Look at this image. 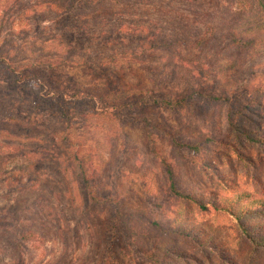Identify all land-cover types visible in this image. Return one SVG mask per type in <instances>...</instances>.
<instances>
[{
  "label": "rangeland",
  "instance_id": "1",
  "mask_svg": "<svg viewBox=\"0 0 264 264\" xmlns=\"http://www.w3.org/2000/svg\"><path fill=\"white\" fill-rule=\"evenodd\" d=\"M89 1L90 6L74 11L81 12L78 16L55 12L64 8L66 0H0L4 6L0 45L9 50L15 65L30 64L44 79L62 86L61 91L90 83L85 65L49 68L37 61L74 54L86 57L95 49L119 57L116 64L127 85L141 84L164 95L194 85L202 94L223 93L228 99L196 97L178 112L144 113L151 124L147 137L137 123L138 114H123L113 121L74 112L63 122L28 101L0 72V243L10 242L0 252V264H117L116 257L124 264H147L148 244L167 236L177 218L175 201L168 199L164 161L183 190L216 189L214 177L220 172L244 189L264 194V145L240 140L238 153L255 162L249 165L231 150L211 143L209 150L220 148L227 156L217 160L203 151L211 165L201 172L193 164L197 154L173 145L166 135L199 145L205 142L198 134L229 138L227 122L245 111L251 93L260 92L264 100V16L255 2ZM41 7L46 11L37 10ZM44 19L54 23L42 28ZM229 30L258 43L252 51L240 53L227 46ZM149 42L159 47L143 55L138 45ZM234 84L237 87L230 92ZM253 128L264 137V121ZM73 152L84 156L83 167L93 176L90 184L99 205H90L78 184ZM41 197L54 205L51 222L36 220L26 209H34L33 203ZM179 222L218 238L235 264H263V255L247 262L250 246L238 238L225 216L189 204ZM28 223L38 226L41 235L21 238ZM174 236L173 246L192 253L188 262L174 263L222 264L213 254L203 255L188 238Z\"/></svg>",
  "mask_w": 264,
  "mask_h": 264
},
{
  "label": "trees",
  "instance_id": "2",
  "mask_svg": "<svg viewBox=\"0 0 264 264\" xmlns=\"http://www.w3.org/2000/svg\"><path fill=\"white\" fill-rule=\"evenodd\" d=\"M252 1L255 2L259 12L264 16V0ZM90 2L92 1L66 0L64 8L55 12L67 15L71 12L73 13L76 9L79 10L80 8L90 6ZM80 13L74 12V15L81 16L82 14ZM227 36V46L234 47L240 53L252 51V48L258 43V40L254 37H249L236 30H229ZM158 47L159 45L155 42L138 45L139 52L144 53L143 55H147L158 49ZM92 51L89 50L87 53L90 54L86 57L85 54H81L80 56L74 54L72 56L66 55L55 61L43 60L36 63L38 65H46L49 68L59 64L85 65L86 74L90 77L91 81L87 84H81L75 89L68 87L66 90L61 91L62 86L44 79L36 70L31 69L30 64L15 65L12 56L9 54V50L1 45L0 72L5 75L12 85L28 96V101L33 102L36 107L47 110L54 116L62 119L63 122L70 120L71 114L74 112L84 113L89 116H101L113 121L120 120V116L123 114L131 115L130 117L134 116L133 114H138L140 119L137 123L145 129L147 137L150 135L149 128H151V124L143 116L144 113H151L157 109L178 112L188 105L191 99L196 97L207 96L211 100L220 102L228 99L222 95L223 93L213 95L202 94L194 85L187 86L184 90H175L177 92L170 93L169 95L161 94L158 90L146 88L141 84L127 85L122 81L119 70L120 65L116 64L119 57L117 58L115 53H109L108 56H104L102 52H95V49ZM105 57L108 59H105ZM259 93H251L250 99L244 105L245 111H239L229 119L227 122L230 130L229 138H223L220 135L214 137L211 134H198L199 140L205 142V144L199 145L197 141L186 142L175 140L169 132L166 135L173 145L197 154V160L193 164L201 172L204 171L205 166L211 165L203 151L213 153L217 160L220 159V156H227V153L223 149L211 148L209 150L208 145L211 143L231 150L239 160L253 165L255 162L252 158H246L238 153L237 145H240L241 139L264 145V137L257 134L253 128L254 126L259 127L261 122L264 121V100L258 95ZM66 96L69 98L66 99ZM94 98L100 100L99 106H94ZM242 121H248L252 123V126H246L242 124ZM67 143L69 144L70 142ZM70 155L74 162L78 184L87 196V202L93 206L99 205L100 200L96 199L90 184L93 176L86 174L83 167L84 156L78 157L75 152L70 153ZM163 164L167 178L166 189L168 199L175 201L174 210L177 218L173 219L170 223L167 236L163 239L150 241L148 244L150 252L146 253L147 264H177L174 263L175 260L188 262L192 253L187 249L173 246L171 239L176 237L174 235L188 238L191 244L203 255L213 254L222 261V264H235L232 258L227 255L226 249L218 238L205 233L201 227L179 222L180 217L185 213L186 205L189 204L195 205L198 209L214 211L225 216L237 233L238 238L250 246L247 258L248 263L252 261L254 255H263L264 257L263 193L244 189L236 182L227 180L220 172H217L214 177L215 184L217 185L216 189H211L210 191H203L198 188L183 190L177 186L171 165L166 161ZM33 208L27 207L26 209L33 211V217L36 220L51 222L52 216L55 215L54 205L49 203L48 198L41 197L33 203ZM37 227L33 223H28L27 227L23 228L20 237L41 235L40 229H37ZM0 245L4 246H0V252H3V249L9 247L10 242L4 240ZM114 259L117 264H124L121 258L116 257ZM128 264L135 263L129 261Z\"/></svg>",
  "mask_w": 264,
  "mask_h": 264
},
{
  "label": "clouds",
  "instance_id": "3",
  "mask_svg": "<svg viewBox=\"0 0 264 264\" xmlns=\"http://www.w3.org/2000/svg\"><path fill=\"white\" fill-rule=\"evenodd\" d=\"M224 3H227V0H224ZM233 9L235 10V7H233ZM3 10H4V6H3L2 4H0V15L3 14ZM37 10L43 12V11H46V8L41 7V8H39V9H37ZM29 14H31V12H29ZM53 23H54V20H52V19H44V20L42 21V23H41V27H42V28H48V27H49L50 25H52ZM17 30H18V29H17ZM205 67L207 68V65H205ZM197 75H198V73H197ZM221 79H222V77H221ZM257 83H259V78H258L257 80H255V81L252 82L253 85H255V84H257ZM236 87H237V85H235V84L232 85V87H230L229 91H230V92L233 91ZM82 95H83V94H82ZM65 98L68 99L69 97L66 96ZM100 103H101V102H100L99 99L94 98V106H99Z\"/></svg>",
  "mask_w": 264,
  "mask_h": 264
}]
</instances>
